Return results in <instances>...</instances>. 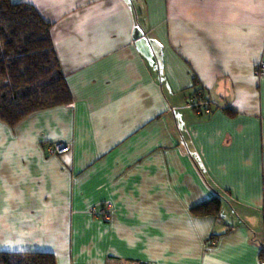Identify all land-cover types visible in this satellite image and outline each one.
I'll list each match as a JSON object with an SVG mask.
<instances>
[{
	"label": "crops",
	"instance_id": "crops-1",
	"mask_svg": "<svg viewBox=\"0 0 264 264\" xmlns=\"http://www.w3.org/2000/svg\"><path fill=\"white\" fill-rule=\"evenodd\" d=\"M11 2L53 26L73 100L0 120V253L263 264L264 0Z\"/></svg>",
	"mask_w": 264,
	"mask_h": 264
},
{
	"label": "trees",
	"instance_id": "trees-1",
	"mask_svg": "<svg viewBox=\"0 0 264 264\" xmlns=\"http://www.w3.org/2000/svg\"><path fill=\"white\" fill-rule=\"evenodd\" d=\"M52 28L34 6L0 0V120L9 126L35 113L65 107L73 100L59 65ZM192 213L221 217L223 201L217 197ZM0 264L57 261L51 253L2 252Z\"/></svg>",
	"mask_w": 264,
	"mask_h": 264
},
{
	"label": "built area",
	"instance_id": "built-area-1",
	"mask_svg": "<svg viewBox=\"0 0 264 264\" xmlns=\"http://www.w3.org/2000/svg\"><path fill=\"white\" fill-rule=\"evenodd\" d=\"M259 75H264V63H261V65H260ZM70 150H71V147L69 145L57 144V145H55L53 152L57 153V154H66V153H69ZM93 214L97 215L98 214V210L93 209ZM109 214H110V207H105V209L103 210V217L105 219H108Z\"/></svg>",
	"mask_w": 264,
	"mask_h": 264
}]
</instances>
